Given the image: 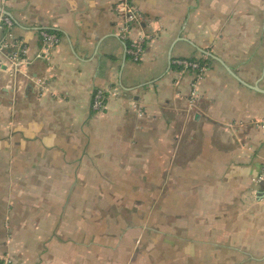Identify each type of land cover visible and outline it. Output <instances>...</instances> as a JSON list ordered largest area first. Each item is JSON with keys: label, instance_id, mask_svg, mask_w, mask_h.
<instances>
[{"label": "crops", "instance_id": "0c3cea01", "mask_svg": "<svg viewBox=\"0 0 264 264\" xmlns=\"http://www.w3.org/2000/svg\"><path fill=\"white\" fill-rule=\"evenodd\" d=\"M118 1L0 0L30 59L0 53V260L264 264V0H134L137 61Z\"/></svg>", "mask_w": 264, "mask_h": 264}, {"label": "built area", "instance_id": "2783aa9c", "mask_svg": "<svg viewBox=\"0 0 264 264\" xmlns=\"http://www.w3.org/2000/svg\"><path fill=\"white\" fill-rule=\"evenodd\" d=\"M5 2L6 0H1V3ZM114 11L122 21L119 35L122 39L127 38V34L130 33L131 30L138 32L135 37L129 38L127 48V53L134 61H137L141 58L144 48L150 40V36L144 35L140 29L142 23L141 13L135 5L134 0H119L114 6ZM13 24V20L5 14V12L0 10V53H2V55L10 62L11 67L15 72L21 66L27 64L30 59L29 51L25 44L21 40L15 39L10 33ZM39 34L41 38L40 47L34 54L33 59H47L52 49L60 42V37L57 33L46 29L40 30ZM172 63L180 70V72L193 74L195 81L201 79L208 70V64L198 60L177 58L174 59ZM107 97L108 91L100 88L95 89L92 92L90 109L96 113L101 112L104 109ZM263 124L264 121L260 122L261 126H263ZM255 180L258 183L261 182L264 184V172L259 174ZM9 263L10 261L7 259L0 260V264Z\"/></svg>", "mask_w": 264, "mask_h": 264}]
</instances>
